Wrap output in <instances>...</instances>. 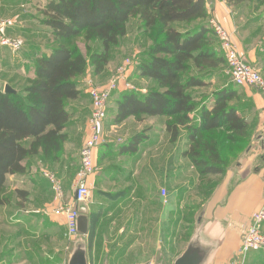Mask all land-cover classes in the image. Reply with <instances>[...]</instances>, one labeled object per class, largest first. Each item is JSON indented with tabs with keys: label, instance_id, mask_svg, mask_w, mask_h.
<instances>
[{
	"label": "trees",
	"instance_id": "1",
	"mask_svg": "<svg viewBox=\"0 0 264 264\" xmlns=\"http://www.w3.org/2000/svg\"><path fill=\"white\" fill-rule=\"evenodd\" d=\"M38 11L52 45L41 52L34 48L24 52L33 53L28 56L32 63L24 65L25 74L32 75L22 90L9 84L17 93H8L0 86V213L11 204L3 193L8 175L25 173V161L39 154L47 157L53 153L52 161H57L69 137L66 129L78 112L72 103L89 94L83 77L91 69L93 75L106 70L111 50L127 35L132 18L153 34L145 59H137L135 67L138 76L152 80L157 88L146 94L123 90L116 122L164 116L172 139H176L179 128L191 122L190 114L195 113L200 122L196 132L222 127L229 132L246 130L245 117L239 115L238 107L228 104L239 97L233 82L234 87L225 86L213 94L211 107L199 105L192 92L209 86L205 75L226 63L205 0H47ZM81 36L89 42L98 41L102 49L87 55L74 44ZM143 138V133L136 134L129 147L135 148ZM29 139L30 144L25 145ZM200 160L194 158L204 175L223 171L219 164ZM16 192L24 201L29 195L25 190Z\"/></svg>",
	"mask_w": 264,
	"mask_h": 264
},
{
	"label": "crops",
	"instance_id": "2",
	"mask_svg": "<svg viewBox=\"0 0 264 264\" xmlns=\"http://www.w3.org/2000/svg\"><path fill=\"white\" fill-rule=\"evenodd\" d=\"M46 1L0 0V18H10L9 20L13 21L12 24L9 23L11 27L7 28V35L15 37L16 26L24 28L23 23L34 20L20 18L27 14L36 16L29 11H24L26 8H22L23 5H27L28 8L33 5L37 11ZM216 2L215 0L214 3ZM221 6V4L218 5L219 18L223 17ZM36 18L39 21L40 17L36 16ZM36 18L35 22H37ZM14 21L17 23L14 24ZM31 25L34 27L27 31L32 32L26 31L21 34L25 36L23 37L25 39H27L26 34H30V37L36 40L39 36L36 34L40 33L42 28L37 29L34 23ZM227 27L232 29L233 26ZM260 42L262 48L259 55L255 50L245 54L242 47L240 51L247 60L257 62V68L264 77V39ZM9 51V48L0 46L2 62L6 54L10 53ZM24 51L26 52V49L17 54ZM87 76L83 77L84 82ZM238 88L245 91L247 99L243 103L250 100L254 107L252 113L256 112L264 117V95L254 87ZM116 95H121V92H116L109 101L108 110L111 112L113 109L115 112L113 114L109 112L102 129L103 142L94 153L97 171L85 181L92 186L93 190L90 200L82 205V211L89 216V234L83 240L87 245L89 264H96V243L102 234H116L114 242L121 248L127 246L132 251H142L151 247L153 250H158L157 252H166V244L170 242L172 230L176 227L180 229L187 216L196 215L197 211L201 214L197 220L200 238L202 242L214 246L207 264H232L253 214L264 206V133L257 135L260 144L258 151L249 153L243 161L238 162L237 168L230 171L216 187L209 185L204 190V186L202 187L197 180H194L196 171L184 155L185 131L183 134L179 133L176 139H172V134L165 125L166 119L155 129L144 131L143 125H140L133 133L119 135L120 130L116 127H124L123 122L127 120L136 122L137 119L129 117L123 122H116L115 114L119 100L115 98ZM72 105L78 110V115L72 116L66 132L71 136L75 128L74 124L81 118L79 143L81 145L87 136V120L91 114L92 100L87 94L74 101ZM158 117L164 119V116ZM145 118L152 117L145 116ZM136 123L143 124L138 121ZM139 133H143V140L136 146L137 148L129 147L131 139ZM30 142L31 139L23 143L29 145ZM77 155L79 157V151ZM43 160L44 157L41 154L28 158L25 161L26 172L8 175L6 183L14 185L16 190L31 193L30 200L37 202V206L22 205L18 212L23 217L33 215L36 227L49 234L57 232L61 226L67 224L64 215L65 204L64 201L57 199V192H54L55 185L66 186L68 191H71V203H74L79 167L73 168L71 165L64 164L61 168H57L55 164L45 165ZM77 163L80 165V158ZM51 176L54 182L51 181ZM163 188L169 192L168 204L163 202L161 192ZM36 192H41L42 197L46 195L48 201L38 198L36 195L40 193ZM28 200L27 198L25 202H29ZM109 240V236H105L104 241ZM148 240L153 245L149 244ZM160 241L163 244L162 247ZM156 259L153 257L146 264H155ZM255 261H261L264 264V253H249L244 264H256Z\"/></svg>",
	"mask_w": 264,
	"mask_h": 264
},
{
	"label": "rangeland",
	"instance_id": "3",
	"mask_svg": "<svg viewBox=\"0 0 264 264\" xmlns=\"http://www.w3.org/2000/svg\"><path fill=\"white\" fill-rule=\"evenodd\" d=\"M205 1L209 13L212 14L211 20H214L222 29L228 32L239 52L241 53L240 47H242L245 54L251 50H255L256 54L259 55L262 48L260 41L264 39V0H249L246 2L233 3H228L227 0H216V3H214L215 0ZM220 4L222 5V18L217 16L219 13L218 5ZM22 8H26L24 11H29L37 17H41V14L37 12L38 9L36 11L33 5L29 7L30 9L27 5H23ZM21 11L22 10H20V12ZM36 16L34 17L27 14L20 16V18L35 20ZM9 19L10 18H6L5 20L12 24L13 21ZM34 20L25 22L27 24L23 23L25 25L24 28L16 26L14 28V33H16V35L13 38L19 40L27 51L30 48H34L37 52H41L45 48H49L52 45L53 40L50 38L48 30L41 25V22L38 21V19L36 20L37 22ZM226 22L227 26H233L232 29L234 30L227 27ZM16 23L17 22L14 21V24ZM32 23L36 24V27H38L37 29L40 27L42 28V30L39 31L40 33L36 34L39 36L36 37V40L30 37V34H26L27 39L23 38L25 36L21 33L34 27L31 25ZM150 35L153 34L145 32L141 22L137 18L130 19L127 23V35L120 40L116 47L112 48L110 62L106 70L98 75H93V70L91 69L86 77V81H89L96 86H106L113 78L115 72L121 66L125 65L128 59H130V61L132 59L134 65L132 66V70L131 68L129 69V73L134 77L130 80L139 88L147 91L157 88L152 80L138 76L135 67V61H137V59L140 61V59H145L146 57L145 50L152 43L149 39ZM74 44L80 46L82 51L87 53V55H89L90 52L102 49L101 43L98 41L89 42L84 36L77 38ZM32 54V52H29V55L24 53H11L10 55L7 53V56L3 59L4 63L2 62V59H0L1 87L5 88L6 84H12L14 87L18 88V90H22L28 84L27 80L30 78V75H32V72H27V74H25V67L32 63V60H30L32 58L28 57L32 56ZM243 58L255 68L258 67L257 62H251L244 56ZM6 61L7 63H5ZM225 64L211 70V72L205 75L207 79H209V86L192 90L195 95V101H197L199 105L207 103L208 106L211 107V98L216 91L225 86L234 87L231 76L227 70V65ZM238 89V99L232 100L228 104L229 106L238 107V110L240 111L239 115L245 117L244 120L247 123V128L244 132H229L227 128L224 127L216 128L208 132H196V129L200 126V122L199 115L195 113L190 114L191 122L179 128L181 134L185 131L184 136L186 142L184 143V155L187 157L190 165L194 166V170L196 171H194V180H197L198 184H201L202 187L204 186V190L205 187L209 185L216 187L224 178H226L230 171L237 168L238 162L243 161L249 153L253 154L259 149L260 144L257 140V135L264 133V117L256 112L252 113L254 111L252 102L248 100L250 102L247 101V103H243V101L247 99L245 97V91L241 88ZM119 96L116 95L115 98L120 99ZM109 112L110 110H108V115ZM114 112L115 111L111 109L110 113L113 114ZM77 115L78 113L76 112L75 117ZM80 119L81 118H79L76 124H74L75 128H73L72 134L68 137L67 142L63 144V148L57 156V161H52L53 153H51L47 157H44L43 162L45 165L48 164L51 166L55 164V167L57 168H61L64 164L71 165L73 168H78L80 166L77 163L80 158V155L78 157L77 153L78 151L79 154L81 153L83 146V144H79L82 127ZM166 119V117L163 119L160 117L145 118V116H142L137 119V121L143 124H137V121L131 122V120H127L123 122L125 125L124 127H116V129L120 130L119 135L123 134L125 136L127 132L133 133L137 131L138 126L140 125H143L144 131L152 128L155 129L156 126H161ZM147 126L148 128L145 129ZM196 151L200 152L201 156L197 157L198 155L196 154ZM194 158L198 160L202 159L200 161L219 164L223 167V171L218 174L204 175L200 171L201 167H198L194 162ZM55 187L56 190H54V192H57V199L64 201L65 204L64 215L68 205L77 208L82 213L83 203H71V191L69 192V189H67L66 186L61 187L60 184H58V187L57 185H55ZM16 191L14 185L6 183L3 193L5 197L11 199V204L4 206L0 213V264H67L73 244L79 240H85V236L79 234L77 239L71 238L66 234L67 224L61 226L57 232H51L49 234L43 232V230L36 227L37 224L35 222L36 220L32 217L33 215L24 216V218L23 215L18 212L22 205L35 207L38 203L30 200L31 193H29V197H27L29 202L26 203L18 196ZM36 193H40L36 195L38 198L48 201L46 195L42 197L41 192ZM189 203L192 204V202ZM197 212L196 215L190 214L187 216L180 229L176 227L175 230H172L170 242L166 244V252H157L158 250H153L151 247H149L150 250L132 251L127 246L121 248L119 244L114 242L116 234L100 235L96 243V264H146L148 263L147 261H150L153 257L157 258L155 264H173L186 249L190 239L196 235L200 236L197 220L198 216L201 214L200 211ZM105 236H109L110 240L108 242L104 241ZM153 238L155 240L156 237L154 236ZM148 243L152 244L149 240ZM160 246H163L161 241ZM255 263L262 264L263 262L255 261Z\"/></svg>",
	"mask_w": 264,
	"mask_h": 264
},
{
	"label": "built area",
	"instance_id": "4",
	"mask_svg": "<svg viewBox=\"0 0 264 264\" xmlns=\"http://www.w3.org/2000/svg\"><path fill=\"white\" fill-rule=\"evenodd\" d=\"M212 27L219 40L220 49L223 52L227 70L232 82L237 87H254L264 95V77L260 71L250 63L246 62L242 54L234 44L232 37L219 24L211 20ZM8 21L0 18V46L7 47L13 54L21 51L23 45L20 41L14 40L7 35ZM127 63L121 66L113 75L108 85L100 87L87 82V92L92 99L91 115L88 118V131L85 137L81 153L80 166L75 189V202L86 203L92 195V186L85 181L95 174L97 166L94 160V153L103 142V132L105 121L108 117V105L111 97L116 92L130 91L146 94L148 91L139 88L129 77V69L134 65L133 60L128 59ZM54 182L53 176L50 177ZM163 202L169 203V192L163 188L161 190ZM81 212L72 206H68L65 212L67 223V235L77 239L79 236L78 224ZM264 206L258 209L252 216L251 223L243 235L242 244L235 254L232 264H243L246 256L251 252L264 253Z\"/></svg>",
	"mask_w": 264,
	"mask_h": 264
},
{
	"label": "water",
	"instance_id": "5",
	"mask_svg": "<svg viewBox=\"0 0 264 264\" xmlns=\"http://www.w3.org/2000/svg\"><path fill=\"white\" fill-rule=\"evenodd\" d=\"M4 92L17 93V90L6 84ZM78 225L79 234L84 236L89 234V216L83 211L79 216ZM213 250L214 246L202 242L200 236L196 235L173 264H207ZM67 264H89L86 242L75 243Z\"/></svg>",
	"mask_w": 264,
	"mask_h": 264
}]
</instances>
